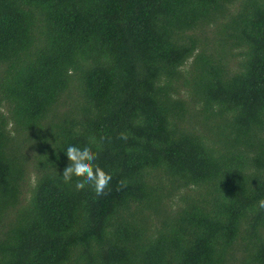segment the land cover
<instances>
[{"label":"trees","instance_id":"16d2710c","mask_svg":"<svg viewBox=\"0 0 264 264\" xmlns=\"http://www.w3.org/2000/svg\"><path fill=\"white\" fill-rule=\"evenodd\" d=\"M261 199L264 0H0V264H264Z\"/></svg>","mask_w":264,"mask_h":264},{"label":"clouds","instance_id":"9594fccd","mask_svg":"<svg viewBox=\"0 0 264 264\" xmlns=\"http://www.w3.org/2000/svg\"><path fill=\"white\" fill-rule=\"evenodd\" d=\"M120 138L126 141L129 137L127 133H120ZM65 153L70 163L62 173L64 183H71L74 176L82 178L75 185L77 190H82L86 184H89L93 186L97 196L104 195L112 176L95 163L96 153L87 145L83 147L70 145ZM258 206L260 209H264V199L258 202Z\"/></svg>","mask_w":264,"mask_h":264}]
</instances>
